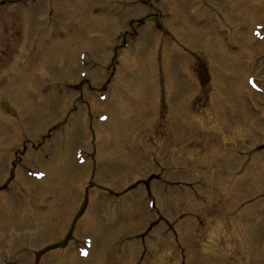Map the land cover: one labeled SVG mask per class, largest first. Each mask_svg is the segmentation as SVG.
<instances>
[{
	"label": "rangeland",
	"instance_id": "1",
	"mask_svg": "<svg viewBox=\"0 0 264 264\" xmlns=\"http://www.w3.org/2000/svg\"><path fill=\"white\" fill-rule=\"evenodd\" d=\"M17 4L0 264H264V0Z\"/></svg>",
	"mask_w": 264,
	"mask_h": 264
},
{
	"label": "flooded vegetation",
	"instance_id": "2",
	"mask_svg": "<svg viewBox=\"0 0 264 264\" xmlns=\"http://www.w3.org/2000/svg\"><path fill=\"white\" fill-rule=\"evenodd\" d=\"M20 0H6V1H1V5L5 6L6 3H8L9 5H14V6H19V4H17Z\"/></svg>",
	"mask_w": 264,
	"mask_h": 264
}]
</instances>
